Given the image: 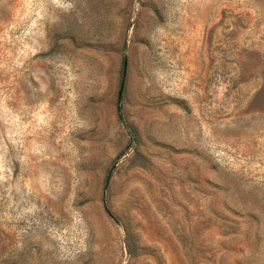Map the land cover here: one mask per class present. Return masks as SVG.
Here are the masks:
<instances>
[{"label": "rangeland", "instance_id": "rangeland-1", "mask_svg": "<svg viewBox=\"0 0 264 264\" xmlns=\"http://www.w3.org/2000/svg\"><path fill=\"white\" fill-rule=\"evenodd\" d=\"M0 264H264V0H0Z\"/></svg>", "mask_w": 264, "mask_h": 264}, {"label": "water", "instance_id": "water-1", "mask_svg": "<svg viewBox=\"0 0 264 264\" xmlns=\"http://www.w3.org/2000/svg\"><path fill=\"white\" fill-rule=\"evenodd\" d=\"M126 67V63H124V68ZM122 90H123V83L121 84L120 90L118 92V100H121L122 97Z\"/></svg>", "mask_w": 264, "mask_h": 264}]
</instances>
